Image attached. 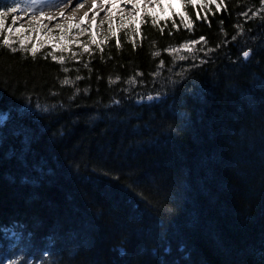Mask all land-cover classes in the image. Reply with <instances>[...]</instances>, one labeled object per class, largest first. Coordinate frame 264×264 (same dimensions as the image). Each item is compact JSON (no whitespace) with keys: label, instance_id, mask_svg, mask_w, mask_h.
Wrapping results in <instances>:
<instances>
[{"label":"trees","instance_id":"1","mask_svg":"<svg viewBox=\"0 0 264 264\" xmlns=\"http://www.w3.org/2000/svg\"><path fill=\"white\" fill-rule=\"evenodd\" d=\"M68 40L0 35V264H264V0Z\"/></svg>","mask_w":264,"mask_h":264},{"label":"rangeland","instance_id":"2","mask_svg":"<svg viewBox=\"0 0 264 264\" xmlns=\"http://www.w3.org/2000/svg\"><path fill=\"white\" fill-rule=\"evenodd\" d=\"M134 3L124 7L123 10L121 7L111 8L108 13L101 12L89 18L56 22L51 21L52 19L47 20L45 12L56 11L60 0H22L9 12L0 15V35L9 43L35 45L45 42L54 50H58L61 46L68 45V39L75 41L78 36L93 32L98 23L107 22L115 25L119 20H136L147 12L161 15L171 9V6L177 8L180 6V0H149L145 4L144 0H138ZM26 15H29L30 21L24 20ZM191 45H193L191 42H187L180 47V50L187 49ZM3 118L0 116V121Z\"/></svg>","mask_w":264,"mask_h":264},{"label":"bare ground","instance_id":"3","mask_svg":"<svg viewBox=\"0 0 264 264\" xmlns=\"http://www.w3.org/2000/svg\"><path fill=\"white\" fill-rule=\"evenodd\" d=\"M117 1V4H116ZM138 0H60L57 10L45 12L47 20L63 21L69 19L89 18L94 14L98 15L101 12L108 13L110 9L124 7ZM151 1V0H150ZM149 0H144V4ZM106 3V4H105ZM135 4V3H134ZM63 14V15H61ZM29 15L25 16V21H30Z\"/></svg>","mask_w":264,"mask_h":264}]
</instances>
